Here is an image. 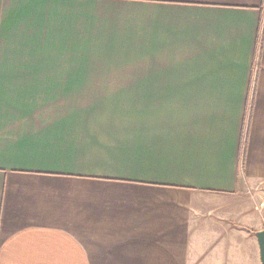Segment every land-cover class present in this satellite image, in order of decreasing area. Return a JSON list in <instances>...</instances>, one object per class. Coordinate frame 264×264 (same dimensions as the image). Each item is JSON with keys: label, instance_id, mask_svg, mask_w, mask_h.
I'll return each mask as SVG.
<instances>
[{"label": "crops", "instance_id": "obj_1", "mask_svg": "<svg viewBox=\"0 0 264 264\" xmlns=\"http://www.w3.org/2000/svg\"><path fill=\"white\" fill-rule=\"evenodd\" d=\"M264 0H0V264H261Z\"/></svg>", "mask_w": 264, "mask_h": 264}, {"label": "water", "instance_id": "obj_2", "mask_svg": "<svg viewBox=\"0 0 264 264\" xmlns=\"http://www.w3.org/2000/svg\"><path fill=\"white\" fill-rule=\"evenodd\" d=\"M262 213L264 217V203L262 206ZM254 235L257 239L258 246H259L261 264H264V228L261 230L255 231Z\"/></svg>", "mask_w": 264, "mask_h": 264}]
</instances>
